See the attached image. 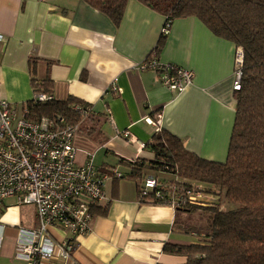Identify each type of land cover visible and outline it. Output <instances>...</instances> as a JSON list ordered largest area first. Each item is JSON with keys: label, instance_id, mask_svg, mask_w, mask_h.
<instances>
[{"label": "crops", "instance_id": "obj_1", "mask_svg": "<svg viewBox=\"0 0 264 264\" xmlns=\"http://www.w3.org/2000/svg\"><path fill=\"white\" fill-rule=\"evenodd\" d=\"M164 24L137 0L128 3L120 26L82 0H0V97L16 105L32 100L29 61L38 59L37 78L52 81L54 100L76 98L100 121L94 136L75 137L77 163L92 158L102 173L124 176L106 179V199L97 206L108 207V214L94 217L73 259L64 263L54 256L41 264H185L187 258L166 253V245L199 242L184 230L187 213L140 199L131 163L154 160L149 143L161 131L202 159L226 162L241 50L195 17L175 20L158 56L193 71L194 80L183 93L170 91L155 72L137 69L155 51ZM143 170L145 177L156 173ZM0 220L6 228L0 264H24L15 258L17 231L37 227L36 208L8 200ZM50 233L55 244L68 238L60 228Z\"/></svg>", "mask_w": 264, "mask_h": 264}, {"label": "trees", "instance_id": "obj_2", "mask_svg": "<svg viewBox=\"0 0 264 264\" xmlns=\"http://www.w3.org/2000/svg\"><path fill=\"white\" fill-rule=\"evenodd\" d=\"M82 1L120 26L131 0ZM137 1L172 25L175 20L195 17L215 36L232 42L243 53L241 86L235 90L236 118L225 163L200 158L188 151L181 139L166 131L156 133L149 143L154 160L144 164L131 163L134 168L131 178L146 179L143 169L150 168L156 172L154 177L161 180V187L145 203L168 205L174 189L192 183L205 186L208 194L215 197L217 194L220 198L218 204L200 209L207 212L206 228L184 229L198 237V243L166 245L164 251L186 257L185 264H264V0ZM166 39L167 36L161 35L155 48L158 55ZM38 64V59L29 61L33 94L52 95V81L37 78ZM27 103L32 119L62 118L90 136H94L97 123H100L92 113L85 117L76 111V107H90L73 97L65 102L53 99L35 103L32 99ZM163 174L170 176L162 180L159 176ZM158 192L164 200L156 197ZM224 204L236 207L223 211ZM193 208L188 205L177 211L191 214L195 211ZM92 213L94 217L106 216L108 207L95 206Z\"/></svg>", "mask_w": 264, "mask_h": 264}, {"label": "built area", "instance_id": "obj_3", "mask_svg": "<svg viewBox=\"0 0 264 264\" xmlns=\"http://www.w3.org/2000/svg\"><path fill=\"white\" fill-rule=\"evenodd\" d=\"M171 28L172 24L166 22L162 35L167 36ZM242 55L240 51L235 90L241 86ZM137 69L152 70L164 87L179 94L194 80L193 71L162 63L156 51ZM53 99L51 94H33L35 103ZM75 109L85 117L92 111ZM78 134V126L62 118L32 119L28 103L16 105L0 97V209L6 201L14 200L17 206H34L37 210V227L17 231L15 258L24 264H41L54 256L61 262H70L78 250L79 238L92 231L93 207L106 199V179L122 178L118 171L103 174L92 158L79 165L74 142ZM159 187L161 182L153 176L137 182L144 203ZM178 187L168 199V205L175 209L188 205L207 207L213 198L203 185ZM156 197L164 200L160 192ZM51 228L66 231L68 238L55 244ZM5 229L0 220V248Z\"/></svg>", "mask_w": 264, "mask_h": 264}, {"label": "rangeland", "instance_id": "obj_4", "mask_svg": "<svg viewBox=\"0 0 264 264\" xmlns=\"http://www.w3.org/2000/svg\"><path fill=\"white\" fill-rule=\"evenodd\" d=\"M96 137H98V136H96ZM153 158H154V156H153ZM216 197L213 195V198H216L215 200L211 197V200H209V206H207V207L194 206L193 209L195 211L193 213H191V214L188 213V215L191 217V221L189 222V227H194L195 229H199V230L206 228V217H205V215H206L207 212L204 211V210H200V209H202V208L203 209H208L210 206L218 204L220 202L219 201L220 198L217 196V194H216ZM231 206L232 207L224 204L222 206V210L223 211H229L233 207H236V206H233V205H231ZM189 208H191V207H189ZM183 213H185V212H183Z\"/></svg>", "mask_w": 264, "mask_h": 264}]
</instances>
